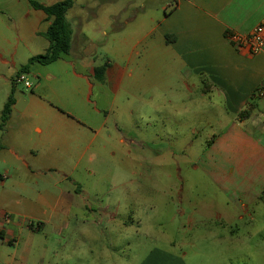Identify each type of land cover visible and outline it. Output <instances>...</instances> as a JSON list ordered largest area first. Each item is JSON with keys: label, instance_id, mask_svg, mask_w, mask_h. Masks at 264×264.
I'll list each match as a JSON object with an SVG mask.
<instances>
[{"label": "crops", "instance_id": "obj_1", "mask_svg": "<svg viewBox=\"0 0 264 264\" xmlns=\"http://www.w3.org/2000/svg\"><path fill=\"white\" fill-rule=\"evenodd\" d=\"M30 1L49 6L62 0H0V82L9 89L5 101L19 69L49 46L43 34L50 20ZM165 1L157 0V12L151 15L145 12V0H126L98 19L91 29L98 32L94 40L75 24V17L68 18L71 7L65 16L70 51L51 63L59 64L58 72L45 69L51 64L29 67L28 74L37 79L35 93L26 99L13 94L10 115L26 110L23 116L31 125L0 129V264H62L66 241L90 230L91 243L106 238L101 250L91 248V264H134L128 259L135 257L127 254L128 240L140 223L129 225L123 219L128 205H122V198L90 200L89 191L75 178L83 164L82 176H91V156L100 154L97 146L105 142L97 132L91 134V125H115L116 145L122 149L111 155L119 153L124 175L136 179L145 177L138 169L143 143L122 136L124 128L117 125H175L174 132L166 134L170 152L153 153L157 163L169 161L167 155L178 162L173 147L180 144L185 150L198 135L190 125H221L191 165L201 169L223 197L214 209L215 222L207 216L212 207L188 211L182 205L173 208L170 222L198 226L201 240L225 246L217 257L227 264H255V252H238L237 243L257 235L259 204L264 227V48L249 55L235 49L225 35L249 34L264 18V0ZM109 40L116 46L107 54L98 81L96 54ZM64 78L72 89L61 86ZM95 92L103 94L102 109L97 108ZM245 110L248 116L239 118ZM177 125L183 134L175 132ZM64 159L73 163L68 172L61 168ZM129 161L136 169L128 167ZM127 183L119 184L118 194L138 199L140 194L130 192ZM159 236L170 250L152 247L135 264H185L186 254L175 252L174 241Z\"/></svg>", "mask_w": 264, "mask_h": 264}, {"label": "rangeland", "instance_id": "obj_2", "mask_svg": "<svg viewBox=\"0 0 264 264\" xmlns=\"http://www.w3.org/2000/svg\"><path fill=\"white\" fill-rule=\"evenodd\" d=\"M145 12L147 14L155 15L158 5L157 0H145ZM165 1V0H164ZM126 0H78L68 14V18H76L75 24L79 23L80 27L91 34V40L93 36L98 35V32H94L91 29L100 18L103 20L104 15L111 11L117 10L121 4ZM166 3V1H165ZM140 14V13H139ZM121 17V15H120ZM118 22L121 19L118 18ZM108 36L112 35L108 29ZM101 40V38H100ZM116 44L110 40L108 44H102L98 47L96 54L97 63L99 66L107 64L108 53H112ZM59 64H51L45 69L52 70L55 74L58 72L56 69ZM6 71L5 69H3ZM27 81L31 84V88H26L22 83L12 82L13 94L20 95L25 99L29 97L34 91H32L33 85L37 82V79L24 73ZM17 74L15 75V77ZM62 87L70 88L71 82L64 78ZM8 92L7 85L0 82V111L5 103V92ZM35 93V92H34ZM64 91H61L63 94ZM99 98L100 102L97 108L102 109L104 101L103 94L95 92V98ZM24 99V100H25ZM120 99L118 100V102ZM26 110L20 112H13L12 115H8L4 125H31L30 119L24 118ZM1 122V121H0ZM118 128L123 130L122 136L128 134L127 137H133L136 141H142V145L138 147V154L142 155L143 160L138 161L139 168L143 169V175L145 177L133 178L124 175L121 170L122 158L119 153L115 152L112 156L111 152L122 149L117 147L116 140L118 134L115 131V125H91V134L93 132L98 133V137L102 141L97 146L100 150V154L96 153L95 156H91L90 177L82 176V169L85 166L83 164L75 174L83 188L89 192L90 200L92 198H98L101 201H106L107 198L113 200L122 201V205H128V210H122L123 219L133 224L139 222V226L136 227L137 234L130 235L128 240V252L134 254V258H128L129 261L140 262L144 260L146 255L151 251L152 247H158L170 250L167 243L160 238L159 234L163 233L169 237L176 244L175 252L185 253V264H227V259L217 257L219 251L226 250L225 246L218 243L201 240L196 235V231L200 228L198 226H185L181 227L175 223L170 222V218L173 214V208H178L181 205L188 211L194 207L210 206L212 207L207 216L211 221L215 222V207L220 206L223 203V197L219 194L214 182L207 177V175L201 170H194L191 168L192 164H196L199 157L204 152L205 146L208 140L216 135L221 130V125H190L195 128L197 136L192 138L191 147L184 150V147L177 144L175 148V159L177 163H174L173 157L168 156L169 161L157 163L152 161L154 151L164 154V149H168L166 134L168 132H174L173 127L175 125H117ZM175 131L176 133H182L181 125ZM183 126V125H182ZM188 126V125H186ZM183 142L184 137L181 139ZM142 146V147H141ZM136 150L135 147H131ZM174 150V149H173ZM170 152L169 150H167ZM137 154V151L133 152ZM71 160L64 159L61 168L68 172L72 166ZM136 163L129 161L128 167L136 169ZM180 169V170H179ZM53 177L58 178V174L53 173ZM80 177V178H79ZM133 182H131V181ZM128 182V190L130 192H138L140 197L137 199L132 196L123 198L124 195H119V184ZM67 185V184H65ZM108 194L106 196V193ZM181 197V200L178 197ZM124 202V203H123ZM82 214V213H80ZM257 223L255 229L258 231L257 235L250 242H239L238 252L250 251L255 252L254 262L255 264H264V227H263V206L259 204L256 209ZM242 226V225H241ZM241 229L243 227H240ZM92 229V228H91ZM98 232V231H97ZM96 233V232H95ZM94 233V234H95ZM96 235V234H95ZM107 235V234H105ZM68 236V234H67ZM66 242L67 248L64 247L65 257L62 259V264H91V248L101 250L99 247L102 241L106 238H94L91 243V230L89 233H74ZM108 239V236H106ZM54 245L53 243H49ZM117 247H120V242H117ZM119 249V248H118ZM123 261V260H122ZM135 261V262H134ZM106 261H102L100 264H106Z\"/></svg>", "mask_w": 264, "mask_h": 264}, {"label": "trees", "instance_id": "obj_3", "mask_svg": "<svg viewBox=\"0 0 264 264\" xmlns=\"http://www.w3.org/2000/svg\"><path fill=\"white\" fill-rule=\"evenodd\" d=\"M73 2L74 0H62L61 2H57L49 6H43L34 1L29 2L32 8L43 12L47 19L50 20V25L47 31L43 34V37L49 43V46L44 54L30 58L26 65L19 69L17 74L28 73V69L32 64L37 63L40 65H48L69 53L71 30L65 16L67 11L72 7ZM106 66L107 64L94 69L95 78L98 81L102 80L103 72ZM14 102L13 90H11L1 111V130H3L4 123L11 112ZM247 116L248 111L246 110L239 114V118H245ZM1 179L2 176L0 175V180Z\"/></svg>", "mask_w": 264, "mask_h": 264}, {"label": "built area", "instance_id": "obj_4", "mask_svg": "<svg viewBox=\"0 0 264 264\" xmlns=\"http://www.w3.org/2000/svg\"><path fill=\"white\" fill-rule=\"evenodd\" d=\"M225 39L237 50L245 51L249 55H256L264 48V18L247 35L228 32ZM15 83H22L26 88H31L25 74L20 73L14 79Z\"/></svg>", "mask_w": 264, "mask_h": 264}, {"label": "water", "instance_id": "obj_5", "mask_svg": "<svg viewBox=\"0 0 264 264\" xmlns=\"http://www.w3.org/2000/svg\"><path fill=\"white\" fill-rule=\"evenodd\" d=\"M15 109H18L17 106H15Z\"/></svg>", "mask_w": 264, "mask_h": 264}]
</instances>
